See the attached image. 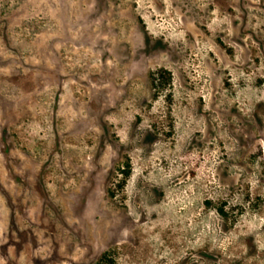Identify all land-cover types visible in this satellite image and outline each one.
<instances>
[{
    "label": "rangeland",
    "instance_id": "rangeland-1",
    "mask_svg": "<svg viewBox=\"0 0 264 264\" xmlns=\"http://www.w3.org/2000/svg\"><path fill=\"white\" fill-rule=\"evenodd\" d=\"M0 264H264V0H0Z\"/></svg>",
    "mask_w": 264,
    "mask_h": 264
}]
</instances>
